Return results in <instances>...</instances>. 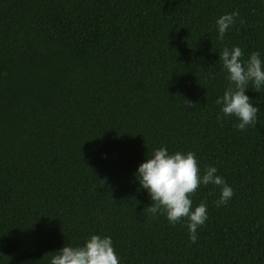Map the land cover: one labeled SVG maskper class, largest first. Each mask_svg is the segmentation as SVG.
<instances>
[{"label": "trees", "instance_id": "16d2710c", "mask_svg": "<svg viewBox=\"0 0 264 264\" xmlns=\"http://www.w3.org/2000/svg\"><path fill=\"white\" fill-rule=\"evenodd\" d=\"M232 45L264 59V0H0V264H48L91 233L119 264H264V88L246 90L254 127L217 121ZM162 145L232 187L219 207L217 185L192 194L195 242L133 177Z\"/></svg>", "mask_w": 264, "mask_h": 264}, {"label": "clouds", "instance_id": "9594fccd", "mask_svg": "<svg viewBox=\"0 0 264 264\" xmlns=\"http://www.w3.org/2000/svg\"><path fill=\"white\" fill-rule=\"evenodd\" d=\"M238 15L233 10L215 19L218 40L223 41ZM218 61L228 83L215 100L219 106L217 121L231 116L237 121L234 124L237 130L254 127L258 107L253 105L246 90H249V84L258 93L264 88V59L257 51H252L245 59L241 48L232 45L221 48ZM133 177L148 194L151 201L148 212L154 216L163 214L173 226L185 224L189 242L197 240V229L208 217L204 202L193 206L192 194L196 189L208 184L219 186L218 199L213 202L217 207L226 205L233 196L232 187L217 174V168L206 165L201 170L195 153L190 150L170 152L163 145L153 149L138 164ZM119 260L110 236L91 233L82 243H64L51 253L48 264H119Z\"/></svg>", "mask_w": 264, "mask_h": 264}]
</instances>
